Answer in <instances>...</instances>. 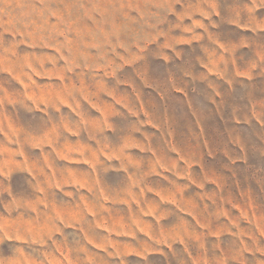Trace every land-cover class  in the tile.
Wrapping results in <instances>:
<instances>
[{
    "label": "clouds",
    "instance_id": "9594fccd",
    "mask_svg": "<svg viewBox=\"0 0 264 264\" xmlns=\"http://www.w3.org/2000/svg\"><path fill=\"white\" fill-rule=\"evenodd\" d=\"M0 264H264V0H0Z\"/></svg>",
    "mask_w": 264,
    "mask_h": 264
}]
</instances>
